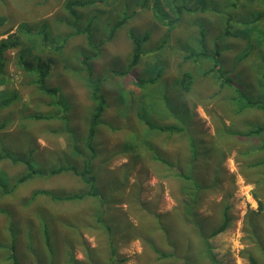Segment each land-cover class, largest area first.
I'll return each mask as SVG.
<instances>
[{
    "label": "rangeland",
    "instance_id": "1",
    "mask_svg": "<svg viewBox=\"0 0 264 264\" xmlns=\"http://www.w3.org/2000/svg\"><path fill=\"white\" fill-rule=\"evenodd\" d=\"M88 1L74 6L77 15L72 16L66 0H0V39L15 40L4 51L0 69V264H12L11 245L20 264H108L110 246L115 258L123 259L117 264H199L208 262L199 255L204 243L217 264H250L247 252L264 264V148L257 149L264 134L247 136L245 131L264 126V111L240 108L233 100L239 88L264 101V0H187L182 14L183 0ZM122 16L125 22L110 36V27ZM194 19L207 27L209 52L216 38L222 61L216 62L236 85L219 89L218 71L211 69L201 78V68L191 60L179 67L183 50L197 46ZM226 23L232 35L220 41ZM130 32L149 37L138 62L128 67ZM84 55H89L93 78L109 77L101 85L107 107L91 140L97 155L94 170L91 165L93 188L104 194L58 200L36 191L61 195L90 187L71 171L48 174L57 166L80 169L89 159L93 103ZM36 58L50 61L45 85L56 88L55 97L36 83ZM20 59L34 62V69L22 66ZM161 62L162 74L150 83ZM209 65L214 66L204 61L202 69ZM185 70L195 74L189 91L179 82ZM150 93L156 112L149 110L146 117L157 125L184 117L180 126L185 131L169 133L141 123ZM59 98L63 104L56 103ZM64 104L67 121L61 118L64 108L57 119L50 117ZM4 151L8 157L28 158L41 174L23 180L24 163L3 156ZM244 152L246 161H241ZM181 171L198 184L195 202ZM226 215L225 228L205 242L201 233L208 236ZM194 225L201 233L195 234ZM172 244L178 245L173 255Z\"/></svg>",
    "mask_w": 264,
    "mask_h": 264
},
{
    "label": "trees",
    "instance_id": "2",
    "mask_svg": "<svg viewBox=\"0 0 264 264\" xmlns=\"http://www.w3.org/2000/svg\"><path fill=\"white\" fill-rule=\"evenodd\" d=\"M91 1H93V0H91ZM187 2H188L187 0L182 1V5L178 9L179 14L183 13V11H182L183 5H186ZM88 3H89L88 0H66L65 6L67 7L68 11L72 14V16H76L77 12H76V9L74 8V6H77V5L85 6ZM189 8H191V7H186V9H189ZM192 9H198V8L194 7ZM200 11H202V10H200ZM158 15H159V12H158ZM160 16L165 17V16H163L162 13H160ZM125 20H126V16H122L121 18L117 19L113 23V25L110 27L109 35L111 36L112 33L125 22ZM193 22H195V24H197L195 19ZM88 24L91 25V21H89ZM225 25H226V28L223 31H221L219 33V35L217 36V39L220 41L223 38H225L226 36L232 35V32L230 31L231 27H229V25L227 23ZM22 26H25V25H22ZM196 27L198 29V37H197V41H196L197 46L192 45V46L186 47L183 50V52H182L183 59H182V62L178 63L179 67L184 62L191 60L194 62V64H191L194 68H196V67L201 68V72H200L201 78L203 76H205L208 73V71H210L211 69L218 71V87H219V89H223V86H225V85H236L237 83H233L232 79L224 76L223 72L221 71V68L218 66V64L216 62V60H218L220 63L222 62L221 58H220L221 52L218 51V49H219L218 45L213 42L216 38L213 39L212 45L210 46L211 47L210 52H209V50L204 45V43H206L207 27H205L204 24H202L200 26L197 24ZM87 29L88 28H84L83 30H87ZM90 31H91V28L89 29V32ZM129 37L132 41V53H131V57H130V60H129L127 66L131 67L138 62L140 55H142V51H143L142 50V48H143L142 44L147 40V38L149 37V34L147 32H144L143 34L138 35L134 32H130ZM102 41L103 40H101V42ZM90 44H93V43L91 42ZM14 45H15V40H13L10 36L0 39V69L3 67L4 61H5L4 51L7 50L8 48H10L11 46H14ZM89 55L91 56V54H89ZM89 55H84L82 57L83 69H85L87 71V77L85 79V80H87L86 86L88 87V92L90 91V99L92 100V103H93V107L90 111V116H89L88 139H87V144H86V147L89 148V150H90L89 154L87 155V157L89 159L84 161V163L80 169L76 168V166H74V165L57 166V167H52L51 170L48 172V174L49 175H55V174L60 173L63 170L71 171L75 175L80 176V178L83 181H85L86 183H88V185L90 184V187L88 186V189L86 192L67 193V194H61V195L56 194L55 192L48 190V189H38L36 191V193L47 195L53 199L72 200V199H81L84 196H88V195L104 194L103 189H99V191H97L96 189L93 188V180H92L93 179V176H92L93 171H91V165H92V168L94 170V166L92 164V159H94L97 155L94 153V148H93V145L91 143V140L93 139V137L95 135L97 124L99 123V121L102 118V114L104 112V109H106V107H107L106 95L103 92L104 88L101 85L103 82L107 81L109 79V77L108 76H104L103 78H97V77L93 78L92 77V70H91L90 66L87 64V59L89 58ZM36 59H37V61H36L37 65L35 68V70L37 71L36 83L38 84V86L41 90L46 91L47 93H49L53 97H55L56 91H57L56 88L48 87L45 85V78L49 73V62L50 61L48 59H43V58H36ZM198 59L201 60L200 64L197 63ZM204 61L212 62L214 66L209 65L208 68L202 69L203 68L202 65H203ZM20 63L22 64V66H24L28 70H33L35 67L34 62L29 61V60L20 59ZM164 66H165L164 62H161L158 64V68L156 69L154 76L148 79V81L150 83H154V81L157 80L158 76L162 74ZM115 73L123 74L124 72L122 73V71H115ZM179 79H180L179 82H180L181 89L183 91H189L194 84L195 74L192 75V73L190 71L185 70V71L179 73ZM139 80L140 79L138 78L137 84L143 86V84ZM161 91H162V93H164L165 89L162 88ZM235 91H236V94H234L233 100L235 103L236 102L239 103L240 108L256 107V108L264 111V101H258V100H255L253 98H250L249 96H247L243 92H241L239 90V88H235ZM217 93L219 94L220 91L217 90ZM163 100H164V107H169L168 100L167 99H163ZM56 103L57 104H63V102L60 98L56 99ZM146 107L147 108H145L143 113L140 115L141 120L143 121L141 123L144 124L146 127L153 129V130L168 131L169 133L185 131V127L180 126V124L184 120V117L183 118L182 117L177 118L176 122L168 123V124H164V125L154 124V122H152L148 117H146L149 110H150V112L151 111L156 112V110H155V99L153 98L151 93L149 96V102L147 103ZM61 108H64L66 111V114L64 116H62L61 118L64 119L65 121H67L69 119V108L67 107L66 104L59 105L57 108V111L54 113H51L50 117L57 119V116H56L57 112ZM245 131L247 132L246 133L247 136H249V135L257 136L260 134H264V126H262V125L255 126L254 128H248ZM234 133L240 134V132H234ZM263 148H264V138H262V142L258 145L257 149L262 150ZM77 150L82 151V149H77ZM122 152H124V151L122 150ZM191 152H192L193 156L196 155L195 149H191ZM8 153L9 152L4 151L3 156L9 158L12 161L20 160L24 163L25 171H24V175H23V180H26V178L32 177L35 174H41L42 170H40L36 167H33L31 164V161L28 160V158L21 159L17 156L16 157H8ZM134 157H131V158L134 159ZM239 160L246 161V152L240 154ZM250 162H248V163H250ZM244 166H242V167H244ZM181 173H183V172L182 171L180 172L181 176L186 175L185 177L190 180L189 185H187L188 195L192 196V201L195 202L197 195H198V189H199L198 184H197L196 180L194 178H192L188 173H183L185 175H183ZM0 178H1V176H0ZM94 179H95V177H94ZM19 180H22V179H19ZM36 193H34V195H37ZM189 211H190V207H189V209L186 208V212H189ZM228 218L229 217L226 215L225 219L222 220L221 224L217 228L212 230L208 236L204 237L203 234L201 233V231H199V229L196 228L195 225L192 227V230H194L196 232L195 234L201 233V237L206 242L207 238H209L211 235L216 234L225 228L227 221L229 220ZM99 221L100 220L97 219L96 223H99ZM102 228L105 231H108L109 225L104 224L102 226ZM44 232H45V230H44ZM27 238L29 241H31V235H30L29 231L27 234ZM44 240H45L46 245L48 246L49 254L51 255L52 253H54V257H55L56 256L55 255V248L51 244V241L47 237H45ZM203 245H204V247L199 250V255L203 260H207L208 262L204 263L203 261H199L198 263L199 264H217L213 258V255L210 252L209 244L204 243ZM171 247L174 249V251L172 250L173 251L172 255H173V254H175V250H177L178 245L172 244ZM190 248H191V246L187 245V249H190ZM16 250L17 249L16 248L14 249L13 245L10 246V253H9L8 259L10 260V262L12 264H20V262L17 258ZM159 253L162 256H166V257L169 256V254H164L161 251ZM245 256L247 257L250 264H259V262L255 258L253 253L247 252L245 254ZM184 258L187 262H189L190 255L187 251L184 255ZM107 260H108V264H117L115 261H122L123 259L121 258L120 260H117L115 258V250L112 246H110V250L108 253Z\"/></svg>",
    "mask_w": 264,
    "mask_h": 264
},
{
    "label": "bare ground",
    "instance_id": "3",
    "mask_svg": "<svg viewBox=\"0 0 264 264\" xmlns=\"http://www.w3.org/2000/svg\"><path fill=\"white\" fill-rule=\"evenodd\" d=\"M53 77V76H52ZM38 93H40V91L38 92ZM47 93V92H46ZM48 95V94H47ZM78 112V111H77Z\"/></svg>",
    "mask_w": 264,
    "mask_h": 264
}]
</instances>
